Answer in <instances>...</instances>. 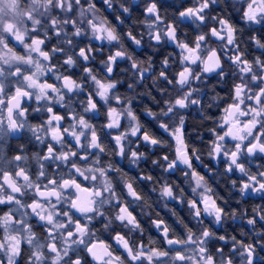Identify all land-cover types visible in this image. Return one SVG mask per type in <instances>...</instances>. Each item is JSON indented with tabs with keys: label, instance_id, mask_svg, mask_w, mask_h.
Wrapping results in <instances>:
<instances>
[{
	"label": "snow or ice",
	"instance_id": "obj_1",
	"mask_svg": "<svg viewBox=\"0 0 264 264\" xmlns=\"http://www.w3.org/2000/svg\"><path fill=\"white\" fill-rule=\"evenodd\" d=\"M142 2L139 26L143 30L134 34V26L120 32L99 15L95 0H0V106L8 112L6 120L0 119V206L6 209L0 211V264H19L25 245L26 264H87L85 257L93 264H234L236 255L241 264H257L258 259L264 264L255 245L237 246L235 237L227 256L223 247H208L214 234L203 226L205 219L211 217L221 224L236 214L217 203L223 198H214L208 179L194 167L193 160L201 161L199 150L189 148L184 138L191 108L203 119L209 93L217 108L226 103L219 131L208 130L212 135L208 155L224 164L225 174H242L239 185L231 181L237 195L264 199V171L253 173L246 167V162L264 159V36L259 35L264 31V0H191L188 7L183 0L179 7L167 0ZM102 3L113 8V0ZM169 7L176 9L171 18ZM228 8L239 13L238 20ZM120 9L115 19L123 25L131 19L133 8L121 4ZM184 27L192 29V39ZM245 32L250 34L247 39ZM125 38L135 48L178 50L175 60L172 55L160 60V70L153 74L159 94V99L152 97L156 109H143L150 122L174 142L171 159L169 154L151 159L138 150L141 143L149 149L171 145L141 123L133 97L118 93V85L126 83L118 75L127 76L131 70L134 79L127 88L134 90L156 63L151 55L138 61L124 46ZM53 39L59 43L49 47ZM9 41L20 45L23 54L9 47ZM94 41L99 44L94 46ZM249 46L259 55H252ZM97 55L103 58L97 61ZM121 62L129 68L119 69ZM173 65L179 70L173 71ZM221 83L228 85L225 95L216 93ZM30 100L39 104L33 111L44 113L36 124L29 123L28 109L23 107ZM57 107L61 112L54 110ZM13 139L35 141L45 150L30 157L20 144L9 155ZM133 143L137 150L131 148ZM108 155L136 166L150 161L169 176L180 172L194 182L191 191L198 199L185 200L178 184L138 175L139 180L159 183L161 198L189 209L191 220L177 222L184 233L181 236L162 220L153 221L169 246L166 250L129 238L130 233L142 231L132 209L144 199L133 179L105 162ZM30 159L36 161L35 170L29 167ZM201 166L213 172L202 162ZM62 168L67 171L61 172ZM125 193L130 199L124 198ZM257 215L264 221V214ZM257 215L247 224L255 225ZM96 224L114 233L111 239L124 256L94 239ZM116 226L124 231H116ZM36 227L43 230V236L36 233ZM216 239L227 240L223 235Z\"/></svg>",
	"mask_w": 264,
	"mask_h": 264
},
{
	"label": "trees",
	"instance_id": "obj_2",
	"mask_svg": "<svg viewBox=\"0 0 264 264\" xmlns=\"http://www.w3.org/2000/svg\"><path fill=\"white\" fill-rule=\"evenodd\" d=\"M239 7V5H237ZM111 11H107L105 9H101L99 11V15L102 17H107V19L112 23L111 18ZM113 24V23H112ZM114 25V24H113ZM155 49L150 48L149 56L151 55L153 60L156 61L155 65L153 66L152 70L149 73H146L147 79H144L143 81H137L136 85L134 86L133 90V98H134V107L136 109L137 115L140 118V121L142 124L146 125L147 129L153 133L156 134V136L161 137L162 139L168 141V144L171 145V147H165L163 149H149L142 143L137 146V144L134 146L135 150H138L140 152H146L151 159H157L159 156L163 154H169L170 159L174 156L173 149L175 148L174 142L171 140L170 137L163 134L159 129H157L154 126L153 122H150V118L147 117L143 109L145 107H151L154 110L156 109L155 103L152 101V97L156 96L157 99H159V94L156 88V85L153 83V74H158V71L160 70L159 60L157 55L154 54ZM136 55L137 53L134 52ZM141 56V54H140ZM139 94V95H137ZM188 119L192 121V124L194 127L192 130H203L200 129V127L203 125L202 119H200V116H196V113L193 112V114L188 116ZM100 123V122H99ZM189 126L190 123H189ZM196 126H200L199 128ZM188 131H191V127H188ZM187 133V131H186ZM185 141L189 144V148L195 147L199 150V155L201 156L202 162L204 163H210V158L208 155V142L210 141V135H185ZM203 141V142H201ZM105 143L107 144L108 141L106 140ZM105 162H111L115 166H118L122 169V172L127 175V177L133 179L134 187L137 189V191L142 195L144 202L143 204H140L137 202L133 206V212L134 215L137 216V219L141 225L142 232H137L136 240H142L145 238H150V242L153 244L162 243L163 240L160 238V236L155 232V228L153 225V221L157 219H163L167 225H171L172 229L174 231V234L176 236L183 235L182 228L178 225V221L183 219L185 222L191 220V216L189 214V209L186 204H176L174 202H164V199L160 197V187L161 185L159 183L150 182L147 180H139L138 175H152L155 180H162V181H170L175 183L177 181L176 174L169 176L166 173H163L160 168H158L156 165H153L150 163V161L145 164L143 162H140L138 166L132 165L129 163L127 159H121L120 161L117 160V157H112L111 155H108L105 158ZM163 163V162H162ZM197 171L201 175H205L206 179H208V186L213 189L214 197H222L223 200L217 199L218 204H220L222 207L225 208L226 211L229 213H232L235 211V217L239 218L240 216H243L244 209L252 206L251 204H246L244 202H240L239 195H237L235 191L230 189L227 186V180H233V178L228 177L224 173L218 172L217 175L214 176H208L205 172H203L201 169H197ZM180 174V173H179ZM181 185H183V197L185 200L193 198V195L191 194V189L194 187V182L185 179L181 174ZM192 184L193 186L189 185ZM155 189V191H153ZM122 188H118V191H121ZM196 196V194L194 195ZM124 198L127 200V194H124ZM224 201L227 203L225 204ZM252 212L255 213L253 210H255L254 207H251ZM264 209V205H263ZM175 213V215L173 214ZM264 214V212H262ZM232 217L229 215L226 219L223 220V222L219 225H215L212 220L208 224H204L203 226L208 228L213 234V239L209 241L208 247L210 250H214L218 247H223L225 255L227 256L230 251V243L233 241L232 238L235 237L236 241H239L241 243H253L260 246L262 249L264 248V221L259 220V225L256 223L255 225H252V228H249V225L242 224V220H233L231 221V224L235 227L234 229L236 232H232L233 229L228 227L229 218ZM178 227V228H177ZM258 228H261V230L258 232ZM244 232V233H243ZM225 236L227 238L226 241H222L219 239H216L218 236ZM137 242V241H135ZM261 257L264 258V250L260 251ZM234 264H241V260L239 256L233 257ZM257 264H260V260H257Z\"/></svg>",
	"mask_w": 264,
	"mask_h": 264
},
{
	"label": "flooded vegetation",
	"instance_id": "obj_3",
	"mask_svg": "<svg viewBox=\"0 0 264 264\" xmlns=\"http://www.w3.org/2000/svg\"><path fill=\"white\" fill-rule=\"evenodd\" d=\"M95 2H96V5H97V8H98L99 11L101 9H105L107 11H111L112 14L111 13L110 14H111V18H112V23L117 27L118 31L126 32L130 27H133V26H134L133 27L134 34H136L138 32H141L143 30L139 26V21L143 20V15H142L141 9L144 7V3L142 2V0H113V8L112 9H107L106 6L102 3V0H95ZM167 2L169 4L174 2L177 5V7H179L180 4L182 3V0H167ZM183 3H184L185 7L191 6V0H183ZM121 4H124L125 6H131L133 8V11L130 13L131 19L127 20L125 22V24H123V25H120L119 22L115 19V16L120 15V12H121L120 5ZM136 5H139V7H136ZM166 11L169 13V18H171V14L174 11H176V9H173V8L169 7V8L166 9ZM216 11L219 12L220 9L217 8ZM227 12L231 13L233 15V18L238 20V17H239V13L238 12H233V10L231 8H228ZM124 15L127 16L129 14H124ZM183 32L187 33V38L188 39H192L194 37L193 31L189 27H184L183 28ZM42 34H43V32L41 31V35ZM249 35H250L249 33L245 32V39H247ZM259 35L264 36V31L259 33ZM57 43H59V41L56 40V39H53L51 41V43L49 44V47H51L52 44H57ZM98 44H99V42H95V41L93 42L94 46H97ZM81 46H83V44H81ZM124 46L128 49L129 52H136L137 53L136 57H137L138 61H146L147 57L149 56L150 48H148V49L135 48L133 45H131L127 41L126 38H125V41H124ZM212 46L216 47L215 44H213ZM45 50H47V49H45ZM114 50L115 49H113V51ZM176 51H178V50H174L173 47L167 46V47H164V48L159 49V50L155 49L154 54L157 55L156 57H158L159 61L162 60L167 55H172V59L175 60L176 57L174 55V52H176ZM249 51H251L252 55H259V52H256V51L252 50V46H249ZM107 54H108V48L106 47L104 49V55H107ZM140 54H141V56H140ZM102 58L103 57L100 56V55H97V57H96L97 61H99ZM57 59H59V57ZM94 66L98 67V65H94ZM147 66L148 65L145 63L144 67H147ZM128 68H129V65L127 63H125V62H121L119 64V69H128ZM119 69H117L118 73H119ZM172 70L173 71L179 70L178 66L173 65ZM116 78L117 79H121L123 81H126V83H124L122 85H118V93L120 95H122V96L133 97V90H130V89L127 88V84H132L133 83V79H134L133 72L131 70H129L128 73H127V76H124V75L121 74V75H118ZM227 88H228L227 84L221 83L216 88V93H219L220 95H225L226 92H227ZM9 95H11V93H9ZM211 95H212V93H209V97L205 99V108H204V111H203V116L205 118L202 119L201 113H199L195 107L191 108L188 111V113L186 115L185 135H210V138L212 139V135H211V133L208 130L215 127L219 131L218 122L220 120V117L223 115L222 109H223V107L226 106V103L225 104H221L220 107L217 108L215 106V104L210 99ZM5 99H7V98L5 97ZM80 99H83V97H80ZM209 104H212V106L210 108L208 107ZM38 106H39V104L35 100L26 101V102L23 103V107L28 109L27 119H28L30 124L39 123L40 122L39 118H42L44 116V113H42V112L41 113H37V112L32 110V109L37 108ZM54 110L57 111V112H61L59 107H57ZM76 110L79 111L78 108ZM193 112L196 113V116H200V119H202V121H203V125L201 127L200 126H196V127H198V128L200 127V129H203V130H198V131L192 130L194 125L192 124V121H190L188 119V116L193 114ZM7 116H8L7 108L4 107V106H0V119L6 120ZM93 122L94 123H99L101 121H93ZM189 123H190L191 126H189ZM188 127H191V131H188ZM186 131H187V133H186ZM9 143H10V146H11V148L9 150V155L14 154L15 151L17 150L18 145H20V144H24L25 145L26 152H27V154H29L30 157L34 153H42L45 150L43 145L38 144L35 141H33L32 144H29L27 142V139H25V140H15V139H13ZM135 145H136L135 143L131 144V148L133 150H135V148H134ZM229 146H231V145H229ZM208 152H209V150H208ZM121 159L122 158L117 157V160L120 161ZM210 160L211 161H210L209 164L202 162V159H201V161L193 160V164H194L195 169L196 170L197 169H201L208 176L213 175V172L215 173V175H217L218 172L224 173V164L217 163L216 161H213L211 158H210ZM201 162L204 165H208L209 168L213 169V172H209L207 168L202 167L201 166ZM29 167L31 169L35 170V168L37 167L36 161L30 159ZM246 167L250 168V170L253 173H255L258 170L259 171H264V159L256 158V159L251 160L250 162H246ZM66 171H67V169H65V168L61 169V172H66ZM179 173L180 172L176 173L177 181L175 183L179 185V189H182L183 185H181V176H180V174L182 176H183V174L182 173L179 174ZM225 175L227 176V179H228V177H230V178H233V180H236L237 181V185H239V181L242 178V174L239 173V172H236L234 174H225ZM189 185L193 186L192 184H189ZM85 186H87V182H85ZM227 186L230 189H232L233 191L237 192V189L232 188L230 179L227 180ZM191 194L193 195V198H197L198 199V197L194 196L195 194L193 192H191ZM127 198H129V197L127 196ZM239 198H240V202H244L246 204H251L252 206H249V207L244 209L243 216H240L239 218H237V217H235V218L230 217L229 218L228 227L233 229L232 232H236V230L234 229L235 227L231 224V221H233V220H237V221L242 220V224H244L245 227H246V225H249V224H247V220L249 218H251L253 215L262 214V212L260 210L263 209V205H264V199H261L259 195H251V196H245V197H240L239 196ZM163 199H164L165 203L169 202L167 199H165V198H163ZM25 202L30 203L31 200L30 199H26ZM171 202H174L176 204H180L177 201H171ZM251 207L255 208V213L252 212V210H251L252 208ZM4 210H6V209H4L3 206H0V211H4ZM159 220H162L165 223V221L163 219H159ZM211 220H212L211 217H207L205 219V221H204V224L210 223ZM32 223L35 225L36 222L33 220ZM257 223L259 225L258 215H257ZM215 225H219V224H215ZM167 226H169V228L172 229L171 225H167ZM95 227H96V235H95L94 239H96L98 241H103L105 244L110 245L111 246V250L114 252L115 255H120V256H124L125 255L124 252H123V249L121 247H118L112 241L111 236L114 235V233L104 230L101 227L100 224H96ZM249 228L251 229L252 225H249ZM260 230H261V228H258V232ZM35 231H36V233L38 235L43 236V230L42 229L36 227ZM116 231L123 232L124 230L121 229L119 226H116ZM137 232L141 233L142 231H136V232H132V233L129 234V238L131 240L137 241L136 243H140L142 241L147 247H150V248L151 247H155V248H159L161 250H166L169 247L165 243V241L163 239V234L156 228H155V232L160 236V238H162L163 244L162 243H157V244L153 243L152 244L150 242V238H147V240H145V238L142 239V240H136ZM0 235H2V232H0ZM232 243H233V241L229 244L230 248H231ZM243 244H248V243H243ZM250 244H253V243H250ZM253 245L256 246V253H257L258 258H260L261 257L260 251L264 250V248L262 249L257 244H253ZM231 251H232V248H231ZM26 256H27V246L25 245V256H24V258L20 259L19 264H26ZM2 258L3 257L0 256V259H2ZM85 259L87 261V264H93V262H92L90 257H85ZM145 264H146V262H145Z\"/></svg>",
	"mask_w": 264,
	"mask_h": 264
},
{
	"label": "rangeland",
	"instance_id": "obj_4",
	"mask_svg": "<svg viewBox=\"0 0 264 264\" xmlns=\"http://www.w3.org/2000/svg\"><path fill=\"white\" fill-rule=\"evenodd\" d=\"M9 47L13 48V50H14L15 52H17L18 54H23V49H22V47H21L20 45L16 44L15 41H9ZM48 82H49V83L54 82V78H53L52 80H49ZM237 242H238L237 246H239V244H240L241 242H239V241H237ZM248 244H250V243H248ZM173 254H174V253H173ZM237 256H239V255H237Z\"/></svg>",
	"mask_w": 264,
	"mask_h": 264
}]
</instances>
